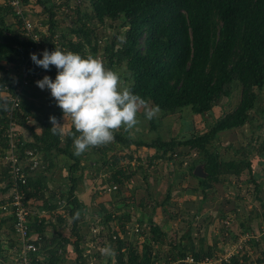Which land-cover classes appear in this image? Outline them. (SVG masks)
Masks as SVG:
<instances>
[{"label":"trees","instance_id":"obj_1","mask_svg":"<svg viewBox=\"0 0 264 264\" xmlns=\"http://www.w3.org/2000/svg\"><path fill=\"white\" fill-rule=\"evenodd\" d=\"M23 2L26 5L30 4L31 7L37 5L41 8L42 14L47 16V25H44L47 27V35L40 34V44H47L46 50L49 52L59 47L86 56L87 49L94 56L98 43L101 42L95 35L96 26L106 21L112 23L120 21L119 26L124 31L116 34H122L123 40L114 34L102 53L105 65L113 70L124 67L123 78L132 91L145 99L150 106L158 105L161 116L175 114L188 108L192 114L203 118L210 115L212 118L210 122H206L203 133L190 132L188 137H173L166 141L159 136L148 141L134 138L131 133L121 129L110 145H121L122 149H129L128 153H121L123 156L112 155L109 158L107 153L111 149L107 148V145L91 148L90 151L96 156L94 160L101 162L103 168L106 167V170H103L108 185L101 186L102 191L115 186L113 197L119 196L118 191L131 181V177L137 171H140L142 180L146 183L149 166L154 165L156 161L175 163L173 159L178 157L176 150L179 147L195 150L200 155L198 161H191L187 169L197 180V187L193 190L202 193L201 203H205L209 188L224 183L230 176L239 179L245 175L249 183L254 184L255 191H260L252 169L253 161L247 159L246 155L239 159L224 160L219 152L212 148V144L220 132L241 128L247 123L251 125L254 120L250 112L255 109L256 102L264 90V0H87L89 12L81 13L76 6L70 7L76 13L77 25L69 30L60 29L59 35L57 31L59 28L56 27L58 22L53 10L60 9L62 4L56 6L53 0ZM65 2V7L70 6L69 0ZM7 16H13L14 25L6 22ZM20 26L21 22L14 17L11 7L0 0V85L7 84L12 90L13 78H16L17 70L26 62L30 66L28 72L49 76L54 81L57 75L54 66H50L46 71L32 62L30 54H36L38 59H42L38 54L41 48L39 45L38 53H34L37 51V43L30 37H23ZM38 80H31L29 87ZM237 85L239 90L236 88ZM29 87L23 90L19 108L13 112V118L18 126L21 122L26 124V121L34 120L40 129L37 133L32 126L24 125L31 135V141L23 140L19 147V153H23L25 149L34 150L42 160L43 166L39 167L42 170L37 172L36 169L28 175L24 188L29 205L40 201V205H36L38 210L34 208L36 214L31 217L29 223L31 232L37 233L40 237L39 251L34 264H60L63 257L61 250L68 240L61 237L47 240L44 232L47 230L48 221L42 216L38 218L37 215L45 211H55L61 205L66 210L67 219L71 220L72 232L76 230L78 220L73 218L74 213L77 210L83 213L85 207L76 195L79 178L76 174L83 167H80L78 156L74 155L73 138L69 134L74 131L72 126L65 134L64 147L61 145L62 135H53L49 131L52 127L49 122L50 116H55L59 122L63 119V113L56 101L51 99L48 101L49 104L37 106L30 103L26 107L23 96ZM234 92H238L234 108L213 119L212 109L221 107L223 101L230 99ZM6 107V101L0 99V137L4 127L6 128ZM152 122L150 120V128L154 130L156 128ZM140 149L144 150L143 155H138L137 150ZM149 150H153V153H146L150 152ZM263 151L264 138L260 142L258 155L264 156ZM57 154H63L73 161L66 168L70 187L64 193L55 191L51 194L46 186L44 172L47 173L55 165L53 161ZM179 162L181 165L182 161ZM132 163L136 168L133 171ZM197 166L201 167L203 176L193 173ZM33 174L35 177H32ZM149 190L145 199L153 204L149 214H145V220L139 219L137 225L139 232H142L143 224L149 226V233L144 237L148 240L138 245L127 243L124 235L115 240L110 238L109 244L117 252L114 257L115 264H159L160 258L163 257L156 252L167 244L166 235L154 222L153 215L157 207H162L169 201L171 187L169 186L162 202L154 200ZM117 200L119 201V198ZM261 205L264 210V204ZM148 206L149 204L139 202L142 210ZM101 213L95 214L100 216V224L106 227L110 223L109 220L116 218L119 224L118 233L123 234L124 229L127 230L126 223L131 221L130 215L123 212L120 216L111 217V212H104L102 222ZM262 218L264 224V215ZM10 219L12 221L11 216ZM190 231H186L187 235L182 238L187 241L184 246L180 242H176L175 245L169 244L165 251L167 264H188L187 257L198 262L204 257H212L219 253L211 251L212 247L197 250ZM243 233L253 232L246 230L242 235ZM73 235L79 240L77 232ZM259 241L261 239L249 240L247 244L255 250V246H260ZM214 247L215 244L212 250ZM42 250L45 251V259ZM75 250L76 263L86 264L83 250L77 247ZM260 251L262 253L257 259L264 260V250ZM243 258L251 261V256L241 251L225 264H243L245 262ZM110 263L108 257L105 264Z\"/></svg>","mask_w":264,"mask_h":264},{"label":"rangeland","instance_id":"obj_2","mask_svg":"<svg viewBox=\"0 0 264 264\" xmlns=\"http://www.w3.org/2000/svg\"><path fill=\"white\" fill-rule=\"evenodd\" d=\"M65 1L67 0H56V6L62 4L63 6L59 8H54L53 13L55 14V19L57 20V25L59 29L58 35L60 29H72L77 25L76 21V13H74L73 9L70 7H77L78 10L81 11V13H87L90 9L87 3V0H69L70 6L65 7ZM70 8V9H68ZM73 10V11H72ZM30 21L35 22L37 24L47 25V16H39L38 12H35V7H30ZM9 16H7L8 18ZM6 18V22H12L13 16L10 17L8 20ZM12 18V19H11ZM10 20V21H9ZM15 20L12 22V25H14ZM120 21L110 22L106 21L104 24H98L95 29V35L99 39L98 43V49L94 56H98L101 59L102 53L105 49V47L109 44L114 34L117 32L121 33L124 31L123 28H121ZM113 26V27H112ZM36 29L38 27H35ZM37 33L40 35L41 33ZM120 38H122V34H116ZM47 44H40L39 49V55L43 53L44 50H46ZM85 55H89V51L85 50ZM42 57V55H41ZM115 71H118L123 76L124 67H121L119 69H116ZM237 90H239V85L236 86ZM25 100V106L28 107V105L31 103L35 106L40 104H49L48 101L53 99L51 97L50 90H41L36 86V83H34L27 91L25 92V95L23 96ZM238 100V92H234V95L231 96L230 99L224 100L221 107H214L212 109V117L213 119H217L223 115V112H228L234 108L235 104ZM250 115L253 116V122L252 124H245L241 128L229 130L220 132L218 134V138L216 141L213 142L212 148L217 150L219 152V155L224 160L229 159H239L241 157H245L246 155L247 159L250 161H254L253 164V171L255 178L258 179L260 191H255L254 184L249 183L248 178H246L245 175H243V178H246L245 180H234V179H227L224 181V183H219L214 186V188H209L206 193L208 198H206L205 203H201L200 211L195 215V211L197 210V203L201 201L202 199V193L197 192L198 194L194 197H187L184 201L181 196V192L185 189H189L193 191L194 188L197 186V180L192 177V175L188 172L187 167L191 165V161H198L200 155L195 151L191 150L187 147H179L176 150V153L178 154V157L173 159L175 163H169L166 161H156L154 162L152 166H149L147 170V180L146 183L142 180V174L140 171H137L134 176L131 177V181H129L125 186L122 187L121 191L119 192V202L116 197H113L114 190H111V192H106L101 190V186L108 185L106 183L103 171V178L102 182L99 181V178H97V175L94 176L90 175L85 178L86 181H84L82 184L83 186L87 187L89 189L90 193L93 195L96 192H100L101 194H97L98 196L102 197V200L110 199L116 203L112 204L110 207L106 206L107 208L103 207V211L107 213L114 212L117 214L119 212V209H113L114 205L120 206V212L119 214H122L125 212V215L128 214L131 217V221L128 222V226H126V229H124L123 234L119 232V236H125L124 239H126V242L129 244H138L142 243L145 240L144 237L148 235L149 233V226H146L143 224L142 232H135L134 228L136 225H139V219L145 218L139 217L136 214V206H139V202L143 203L144 205L149 204V206L144 210V214H149V210L151 207V204L153 202H147L145 199V196L147 195L148 189L153 193L152 197L154 200L158 202H162L165 198L166 193L168 192V187H171V193H170V204L169 201L166 202L163 206V209L160 208L156 210V213H154L153 218L155 222L163 229H165V232L168 233V236L170 240H178L181 233H184L188 230H191L190 233L192 234V239L194 241V245L198 244V241L196 240L197 237H201V240L207 244L211 245V251L214 252H220L224 247H230L232 243L236 242V235L238 233H242L246 231L243 229L242 231H239L237 229V220H231V212H234V207L237 208H244V212L242 216L247 215L248 211L250 209L258 210L260 208V201L261 198H264V156L258 155V148L260 145V142L264 138V90L258 98V101L256 102L255 109L250 112ZM139 119L141 123L137 126V128L133 129L131 132V135L134 138H140L142 140H150L154 139L155 137H160L163 140H168L173 137H188L190 132L194 133H203L206 129V122L211 121V116L206 115L205 118L199 115L192 114L190 109L185 108L180 112H177L175 114H170L167 116H161V113L158 114V116L154 119H152V123L154 124V130L150 128V120H148L144 116L143 110L139 113ZM22 120V119H21ZM62 123L64 124L65 121L62 119ZM22 123V122H21ZM19 123V128L21 129L22 137L23 139H26L29 137L28 131L24 128V125H30L32 127L37 126L36 122L34 120H28L26 121V124ZM71 129V121L70 118L66 119V127L65 132L67 130ZM151 130V131H150ZM64 132V133H65ZM122 132V131H121ZM30 134V133H29ZM241 147V148H240ZM107 148L111 149L107 153V156L111 158L112 155L118 156L122 155L121 153H128L127 151L129 149H122V146L116 145V144H108ZM150 152L146 151V153H153V150H149ZM142 153V151H141ZM145 153V152H144ZM264 153V151H263ZM189 161L187 162L186 166L183 161ZM42 161V160H41ZM179 161H182V164L179 165ZM259 161H263V165L259 164ZM101 164V163H100ZM179 165V167H178ZM43 167V166H41ZM199 169H201L200 166H197ZM196 167V168H197ZM110 168V167H109ZM195 168V169H196ZM97 169V168H96ZM100 172H102L103 169L106 170V167L99 166ZM97 169V170H98ZM108 169V168H107ZM42 170V168H38L37 172ZM88 170V169H86ZM51 171V169L49 170ZM48 171V172H49ZM133 171V170H132ZM94 173V172H93ZM195 173V170L193 171ZM62 175V174H61ZM92 176V177H91ZM139 177V178H138ZM95 180L94 183V192L91 190L92 181ZM2 180V177H0V181ZM180 183H179V182ZM178 182V183H177ZM150 186H149V185ZM60 187L57 191L66 192L68 187H70L69 182H66L65 179L61 180ZM53 187V186H51ZM133 189V190H132ZM55 191V190H53ZM56 191V192H57ZM133 191V192H132ZM132 193V194H131ZM215 197V200L213 198ZM261 196V198H260ZM200 197V198H199ZM121 199V200H120ZM190 199V200H188ZM96 200V198L94 199ZM96 201H100L97 199ZM187 201L189 204V211L188 215L185 216L183 209L180 208V203H184ZM110 203V202H109ZM172 203V204H171ZM37 202L31 203L32 208H37ZM238 205V206H236ZM134 206V207H133ZM90 207V206H89ZM86 208L85 212H87V217L89 219H86V215L80 217L78 219V223L76 224V230L77 235L79 237V243L81 250H83V253L89 249L91 242L93 241V235L91 232V228L93 226L94 217L91 214V209ZM113 209V210H112ZM240 211V210H239ZM139 212V211H138ZM42 217H45L48 221L47 231L44 233V237L46 239H51L52 237L58 238H66L70 237L69 235H73L74 232H72V225L71 220L67 219V213L66 210L63 208V206H59V208H56L55 211L52 212H41ZM241 213V212H240ZM226 214V215H225ZM169 215H172L169 218ZM225 215V216H224ZM104 212L101 213V220L103 222L104 218ZM234 216V215H233ZM85 217V219H84ZM93 217V218H92ZM100 217V216H99ZM116 217V215H115ZM233 218V217H232ZM82 220V221H81ZM125 220V219H124ZM256 223V222H255ZM254 223V224H255ZM258 223V222H257ZM111 223L107 224L105 229L103 230V233H100V237L108 238L110 235L113 234V229H116V225L110 226ZM127 225V224H126ZM187 226L190 228L188 229ZM140 227V228H141ZM234 227V228H233ZM250 227V226H248ZM188 229V230H187ZM250 229V228H249ZM75 231V230H74ZM250 231V230H248ZM2 232V231H1ZM0 232V233H1ZM255 232V231H254ZM140 233V234H139ZM142 235V236H141ZM194 236V237H193ZM238 237V236H237ZM2 240L5 242V229L1 233ZM13 242L14 237L13 233L11 234L8 231L6 240ZM236 239V240H234ZM203 242V243H204ZM210 243V244H208ZM213 244H215L214 250ZM107 245V244H105ZM224 246V247H223ZM220 250H218L219 248ZM79 247H77L78 249ZM102 248V245H96V248H92L95 252H97L96 257L97 261L95 264H105L106 259L108 257L103 256L100 253V249ZM156 246L154 247L155 252ZM166 249L168 248H160L156 253H159L161 256L159 264H167L166 261H168V258L166 256ZM13 246L11 245L10 248H8L4 255L1 253V255L4 258V264H14V254L12 253ZM61 250V249H60ZM262 250V247H261ZM261 251L259 246H255V252H253L251 261L247 260L246 258H243L245 262L243 264H260L261 262L264 264V260L257 259L258 255H261ZM42 254L44 256L43 259H45V251ZM68 254V250L64 247L61 250V255ZM67 255V256H68ZM164 259H166L164 261ZM260 262H258V261ZM111 263L115 264V258H110ZM65 264H75L73 261H70Z\"/></svg>","mask_w":264,"mask_h":264},{"label":"clouds","instance_id":"obj_3","mask_svg":"<svg viewBox=\"0 0 264 264\" xmlns=\"http://www.w3.org/2000/svg\"><path fill=\"white\" fill-rule=\"evenodd\" d=\"M41 55L42 59H38L36 54H30V58L46 71L54 66L57 75L54 81L44 76L36 81V86L41 90H50L65 121L61 124L55 116H50L52 127L49 131L53 135H63L66 119L70 118L74 131L69 134L73 138L76 156L91 148L113 143L121 129L131 133L141 123V110L148 120L156 118L161 111L158 105L150 106L135 94L122 74L107 67L98 56H82L59 47L52 52L44 50ZM81 214L77 210L73 218L78 220ZM100 253L109 258L117 255L111 244L102 247Z\"/></svg>","mask_w":264,"mask_h":264},{"label":"built area","instance_id":"obj_4","mask_svg":"<svg viewBox=\"0 0 264 264\" xmlns=\"http://www.w3.org/2000/svg\"><path fill=\"white\" fill-rule=\"evenodd\" d=\"M1 2L11 7L14 17L21 22L20 29L22 36L25 38L30 37L37 43V51L34 53H38L40 35L37 33V30L41 34L47 35V27L30 21L29 13L31 6L30 4L26 5L23 0H1ZM35 27L38 28L36 29ZM29 67V64L26 62L17 70V76L13 78L12 90L7 84L0 85V99L6 101L8 107L5 110V117L7 119L6 128L4 127L0 137V177H2L0 181V216L8 214L12 218L14 240L11 242V245L13 246L14 264H34V261L37 260L40 245V237L37 233L31 232L29 224L31 217L36 214V210L27 203L24 188L27 184L28 175L38 169L42 161L34 150L25 149L23 153H19L21 141H25V139H23L21 130L13 118V112L19 108L23 90L29 87L31 80H41L44 77V75L33 71L28 72ZM114 189L115 186H112L105 190L106 192H111ZM63 203L61 202V204ZM42 214L38 213L37 217H41ZM93 217L94 227L91 228V232L94 238L89 249L83 253L86 264H95L97 261V252L92 248H96V245L104 247L105 244H109L110 238L115 240L117 237H121L118 234L117 228L113 229V227L112 235L108 238L100 237V233H103L105 226L100 224L98 216L95 215ZM138 230V226L136 225L134 231L138 232ZM259 239H264V224L255 233L241 235L230 247L226 248L223 246L224 249L212 257H204L198 262L194 261L191 257H187L186 262L188 264H225L229 262L231 257L239 254L241 251H248L247 254L252 259L253 250L247 242ZM4 258L0 254V264H4Z\"/></svg>","mask_w":264,"mask_h":264},{"label":"crops","instance_id":"obj_5","mask_svg":"<svg viewBox=\"0 0 264 264\" xmlns=\"http://www.w3.org/2000/svg\"><path fill=\"white\" fill-rule=\"evenodd\" d=\"M53 1H56V0H53ZM34 7H35V12H38L39 13V16H45V15H43L42 14V12H41V8H39L37 5H34ZM10 17H8L7 18V20L9 19ZM12 19V18H11ZM10 21V20H9ZM14 21V20H13ZM12 21V22H13ZM12 22H9L10 24H12ZM62 119L60 120V123H62ZM37 125V124H36ZM34 128V131L35 132H40V129H39V126L37 125V126H35V127H33ZM68 131V130H67ZM66 131V132H67ZM66 132L62 135V141H61V145H62V147H64V145H65V134H66ZM28 135H29V137L26 139V137H25V141L26 142H29V141H31V135L28 133ZM138 151V155H143L144 154V150L143 149H140V150H137ZM141 151H142V153H141ZM56 158L54 159V166L51 168V171H49V172H47V173H45L44 172V175H46V186H47V189H48V192L49 193H54L55 191H57L60 187H63V186H59L60 184H61V180H64L65 179V181L66 182H69L68 181V173H67V170H66V168L68 167V166H70L72 163H73V161H70L69 160V158L67 157V156H65V155H63V154H57L56 156H55ZM78 158H79V164H80V167H83L82 169H79V171L77 172V176H79V178H78V184H77V187H76V195H77V197H78V199L83 203V205L85 206L84 207V209H83V213L81 214V217L82 216H84V215H86L85 217H86V219H89V217H87V212H85V210H86V208H88L91 204V206L89 207V209H91V212H90V215L92 214L93 216L95 215V214H97L98 212H105V211H103V207L104 208H107L106 206H108V207H110L112 204H116V203H114L112 200H111V198L110 199H105V200H102V197H100V196H98L97 194H101L100 192H96L95 194H91L90 193V191H89V189H87V187H85V185L83 186V182L84 181H86L85 180V178L86 177H88V176H90V175H93L94 174V176L95 175H97V178H99V181L100 182H102V178H103V171L104 170H102V172H100V169H98L99 168V166H101L102 165V163L101 162H99V161H95L94 159L96 158V156L95 155H93L92 154V152L90 151V150H88L87 152H85L84 154H82V155H80V156H78ZM97 162V163H96ZM185 164V166H186V164H187V162H189V161H183ZM260 163L259 164H261V165H263L262 163H263V161H259ZM101 163V164H100ZM253 164H254V161H253ZM98 170H97V169ZM134 168V169H133ZM86 169H88V170H86ZM136 168H135V166H134V164L132 163V170H135ZM94 172V173H93ZM253 173H254V171H253ZM6 174V173H5ZM62 174V175H61ZM136 174V173H135ZM134 174V175H135ZM133 175V176H134ZM38 175H36V177H37ZM84 176H85V178H84ZM106 176V175H105ZM255 176V175H254ZM32 177H35V174H33L32 175ZM92 177V176H91ZM242 177H243V175L241 176V177H239V179L240 180H245L246 178H243L242 179ZM139 178V177H138ZM142 178V177H141ZM230 179H234V180H239L237 177H229ZM264 179V178H263ZM95 180L96 179H94L93 181H92V186H91V190L94 192V188H93V186H94V183L93 182H95ZM257 181H258V179H257ZM259 182V181H258ZM260 183V182H259ZM51 186H53V187H51ZM150 186V185H149ZM197 187V186H196ZM169 188V187H168ZM214 188V186L212 187V189ZM1 189V188H0ZM53 190H55V191H53ZM133 190V189H132ZM1 191H3V190H1ZM133 192V191H132ZM149 193L151 194V195H153V193L149 190ZM209 192H207V194H208ZM198 193L195 191V190H193V191H191V190H189V189H185V190H183L182 192H181V196H182V198H183V201L188 197H191V196H193L194 195V197L197 195ZM263 194H264V192H263ZM96 198V200L97 199H99L100 201H96V200H94ZM200 198V197H199ZM205 198H208V196L206 195V197ZM213 198H214V200H215V197L213 196ZM260 198H261V196H260ZM262 200L260 201V208H258V210H254V209H250V211H248V213H247V215H245V216H242V214H243V212H244V208H237V207H234V211H235V213L234 212H232V211H230L231 213V220H237V229L239 230V231H242L245 227H248V226H250V227H248L246 230H251L253 233H255L258 229H259V227H260V225L261 224H263V222H262V216L264 215V210H263V207H262V205H261V203H263L264 204V198H261ZM188 200H190V199H188ZM110 202V203H109ZM168 204H170V201H169V203ZM172 204V203H171ZM189 204L190 203H188L187 201H185L184 203H180V208L181 209H183V211L182 212H184V214H185V216H187L188 214V211H189V209H190V207H189ZM37 205H40V201H37ZM93 205H95V206H93ZM97 205H99V206H97ZM200 205H201V201H199L198 203H197V207H196V211H195V215L198 213V211H200L199 209V207H200ZM164 206V205H163ZM163 206L162 207H157L156 209H155V213H156V210L157 209H163ZM236 206H238V205H236ZM114 208L113 209H116V210H118L119 209V212H120V206H118V205H114L113 206ZM134 207V206H133ZM137 208V210H136V214L141 218V217H143V216H145L146 217V215L143 213L144 212V210H142L139 206H136ZM112 209V210H113ZM37 210H38V208H37ZM240 210V211H239ZM139 211V212H138ZM96 212V213H95ZM119 212L116 214L115 213V211L114 212H112V215H111V217L112 216H114V215H121V214H119ZM241 212V213H240ZM107 213H110L109 211H107ZM105 214V213H104ZM226 215V214H225ZM224 215V216H225ZM234 215V216H233ZM97 216V215H96ZM172 215H169V218L171 217ZM85 217H84V219H85ZM115 217V216H114ZM233 217V218H232ZM93 218V217H92ZM143 220H145V218H142ZM153 220H154V218H153ZM82 221V220H81ZM109 222L112 224V225H116L117 227H118V225L119 224H117L118 223V221H117V219L115 218H113V219H111V220H109ZM154 222H155V220H154ZM256 222V223H255ZM258 222V223H257ZM156 223V222H155ZM240 223H242L243 225H240ZM255 223V224H254ZM127 225L126 226H128V223H126ZM157 224V223H156ZM158 225V224H157ZM159 226V225H158ZM160 227V226H159ZM161 228V227H160ZM187 228L189 229L190 227L189 226H187ZM234 228V227H233ZM250 228V229H249ZM4 229H5V242H4V240H2L1 238H0V254L1 253H3L2 255H4L6 252V250L8 249V248H10V246H11V242L10 241H8V239L6 240V237H7V234H8V231L12 234L13 232V230H12V221H11V219H10V215H8V214H3V215H1L0 216V232L2 231H4ZM187 229V230H188ZM161 230L163 231V233H165V235H166V242H167V244H165V246H163V248H168V246H169V244L170 243H172L173 245H175V243L176 242H180V244H182L183 246H184V244L185 243H187V241L186 240H182V238L183 237H185L187 234H185V232L184 233H181V235L179 236V238H178V240L177 241H175V240H170V239H168L169 238V236H168V233L167 232H165V229H163V228H161ZM47 231V230H46ZM46 231L44 232V233H46ZM255 231V232H254ZM1 232V233H2ZM75 232H77V230H75L74 231V233ZM245 232V231H244ZM1 233H0V237H1ZM244 234V233H243ZM184 235V236H183ZM242 235V233H238L237 235H236V239H238L240 236ZM70 237H66V240H68V242L66 243V246H65V248H66V250H68V252H69V255L67 256L66 254H64L63 255V257H62V261H61V263L60 264H65V263H68V262H70V261H73V263H75V264H77L76 263V256H77V251L75 250L76 249V247H79L78 249H81V247H80V244H78V246H77V236L76 235H69ZM238 236V237H237ZM194 237V236H193ZM197 241H198V244H196L195 245V247H196V249L198 250V249H200V248H204V249H206L207 247L209 248L211 245H207L205 242H204V240H203V242H202V240H201V237L199 236V237H197V239H196ZM237 241V240H236ZM79 243V242H78ZM203 243V244H202ZM208 244H210V243H208ZM259 248L261 249V247H262V250H264V239H262L261 241H259ZM213 246V245H212ZM255 249V248H254ZM246 253L248 252V251H245ZM253 252H255V250H253Z\"/></svg>","mask_w":264,"mask_h":264},{"label":"water","instance_id":"obj_6","mask_svg":"<svg viewBox=\"0 0 264 264\" xmlns=\"http://www.w3.org/2000/svg\"><path fill=\"white\" fill-rule=\"evenodd\" d=\"M195 174L198 175V176H203L204 175L198 167L195 169Z\"/></svg>","mask_w":264,"mask_h":264}]
</instances>
